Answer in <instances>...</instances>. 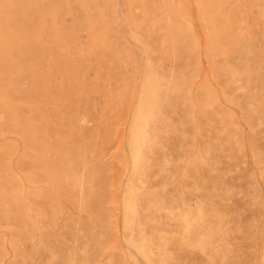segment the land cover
<instances>
[{"label": "rangeland", "instance_id": "obj_1", "mask_svg": "<svg viewBox=\"0 0 264 264\" xmlns=\"http://www.w3.org/2000/svg\"><path fill=\"white\" fill-rule=\"evenodd\" d=\"M0 264H264V0H0Z\"/></svg>", "mask_w": 264, "mask_h": 264}]
</instances>
